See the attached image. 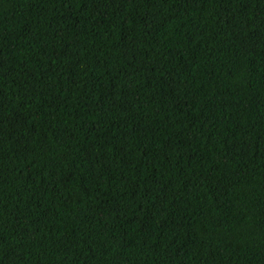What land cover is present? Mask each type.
I'll return each instance as SVG.
<instances>
[{
    "label": "trees",
    "instance_id": "trees-1",
    "mask_svg": "<svg viewBox=\"0 0 264 264\" xmlns=\"http://www.w3.org/2000/svg\"><path fill=\"white\" fill-rule=\"evenodd\" d=\"M0 264H264V0H0Z\"/></svg>",
    "mask_w": 264,
    "mask_h": 264
}]
</instances>
